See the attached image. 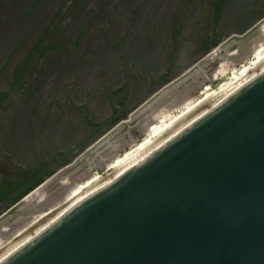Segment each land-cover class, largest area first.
I'll list each match as a JSON object with an SVG mask.
<instances>
[{"label":"flooded vegetation","instance_id":"af4514ba","mask_svg":"<svg viewBox=\"0 0 264 264\" xmlns=\"http://www.w3.org/2000/svg\"><path fill=\"white\" fill-rule=\"evenodd\" d=\"M263 58L264 0H0V252Z\"/></svg>","mask_w":264,"mask_h":264},{"label":"water","instance_id":"95a60500","mask_svg":"<svg viewBox=\"0 0 264 264\" xmlns=\"http://www.w3.org/2000/svg\"><path fill=\"white\" fill-rule=\"evenodd\" d=\"M1 264H264V73Z\"/></svg>","mask_w":264,"mask_h":264},{"label":"bare ground","instance_id":"6f19581e","mask_svg":"<svg viewBox=\"0 0 264 264\" xmlns=\"http://www.w3.org/2000/svg\"><path fill=\"white\" fill-rule=\"evenodd\" d=\"M264 73V58L255 65L244 71L241 75L215 91L205 101L201 102L191 111L180 117L173 124L168 126L164 131L152 139L147 145H145L139 151L133 153L125 161L117 165L111 172L106 174L103 178L96 181L94 184L89 186L82 194L70 201L67 205L60 208L50 217L41 222L32 231L22 236L20 239L12 243L2 252H0V264L5 262L15 253L20 251L28 243L34 240L36 237L41 235L59 219L65 216L72 209L77 207L80 203L97 193L98 191L109 186L115 182L125 173L136 167L142 161L149 156L153 155L156 151L163 148L166 144L170 143L173 139L182 134L185 130L190 128L196 122L201 120L203 117L208 115L215 108L222 105L233 95H235L240 89L246 86L248 83L256 79L259 75Z\"/></svg>","mask_w":264,"mask_h":264},{"label":"rangeland","instance_id":"374dc122","mask_svg":"<svg viewBox=\"0 0 264 264\" xmlns=\"http://www.w3.org/2000/svg\"><path fill=\"white\" fill-rule=\"evenodd\" d=\"M252 59V57H248L247 59L243 60V61H240L239 63H237L235 66L236 68H239L241 65L243 64H246L248 63L250 60ZM221 64H224V61L222 60H219L216 64H215V69H214V72H216L219 67L221 66ZM230 73H227L225 76H221L220 78L216 79L215 81L211 82V83H207L203 86V88H201L200 92H198L194 98H192V100H195V99H199L203 96V92L205 90V88L207 86H211L212 88H217L220 84L224 83L229 77H230ZM178 112V111H175V113ZM174 113V114H175ZM154 124L158 123L157 121L153 122ZM140 142V140L138 141ZM129 150V149H128ZM128 150H125L123 152H121L119 155H122L124 154L126 151ZM118 155V156H119ZM113 159H111L108 163H110ZM107 163V164H108ZM108 173V169L105 166H102L101 168H98V169H93L89 176L88 175H83L81 176V174L79 173L78 175H75V177L72 179L73 182H79V183H82V182H85L89 179V177H91L92 175H95V174H99L101 176H105L106 174ZM60 188H55V187H52V186H48V187H44L43 190H42V194H44L47 198L48 197H55V194L58 192ZM58 198V197H57ZM56 198H53V201L55 200Z\"/></svg>","mask_w":264,"mask_h":264}]
</instances>
